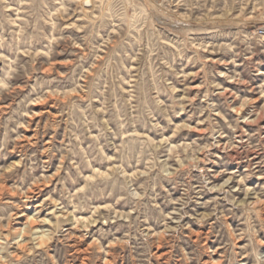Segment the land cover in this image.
<instances>
[{
  "label": "rangeland",
  "instance_id": "374dc122",
  "mask_svg": "<svg viewBox=\"0 0 264 264\" xmlns=\"http://www.w3.org/2000/svg\"><path fill=\"white\" fill-rule=\"evenodd\" d=\"M261 30L264 0H0V264H264Z\"/></svg>",
  "mask_w": 264,
  "mask_h": 264
},
{
  "label": "bare ground",
  "instance_id": "6f19581e",
  "mask_svg": "<svg viewBox=\"0 0 264 264\" xmlns=\"http://www.w3.org/2000/svg\"><path fill=\"white\" fill-rule=\"evenodd\" d=\"M23 218H25V215L24 214H22V215H17V217H16V219L17 220H21V219H23ZM27 220V222H26V226L24 227V231H28V232H30V233H33V231L36 229V225H35V222L32 220V219H26ZM19 224H21V223H19ZM34 233H36L35 231H34ZM39 237V236H38ZM44 236H41L40 238H43ZM77 243V242H76ZM75 246V245H74ZM162 255H160V257H161ZM163 261L164 260H161V263L160 264H165V263H163Z\"/></svg>",
  "mask_w": 264,
  "mask_h": 264
},
{
  "label": "built area",
  "instance_id": "2783aa9c",
  "mask_svg": "<svg viewBox=\"0 0 264 264\" xmlns=\"http://www.w3.org/2000/svg\"><path fill=\"white\" fill-rule=\"evenodd\" d=\"M260 34L264 36V30H261L260 31Z\"/></svg>",
  "mask_w": 264,
  "mask_h": 264
}]
</instances>
